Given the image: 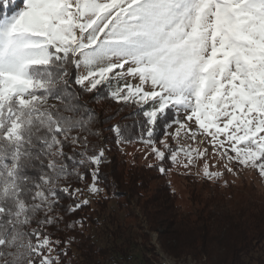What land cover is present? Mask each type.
Wrapping results in <instances>:
<instances>
[{
    "label": "snow or ice",
    "instance_id": "snow-or-ice-1",
    "mask_svg": "<svg viewBox=\"0 0 264 264\" xmlns=\"http://www.w3.org/2000/svg\"><path fill=\"white\" fill-rule=\"evenodd\" d=\"M20 4L0 0V264H63L68 241L50 231L63 220L54 214L61 193L82 194L69 182L88 169L87 191H102L106 149L83 135L94 113L81 111V91L106 88L99 98L138 106L140 139L160 161L202 159L214 181L237 167L264 178V0ZM169 111L164 138L154 139ZM112 131L127 139L119 123ZM182 133L196 147L181 144ZM209 148L221 171L209 170L218 166ZM88 203L73 199L67 211Z\"/></svg>",
    "mask_w": 264,
    "mask_h": 264
},
{
    "label": "trees",
    "instance_id": "trees-1",
    "mask_svg": "<svg viewBox=\"0 0 264 264\" xmlns=\"http://www.w3.org/2000/svg\"><path fill=\"white\" fill-rule=\"evenodd\" d=\"M18 2L15 0L16 4ZM107 91L101 88L95 95L86 91L79 94L84 106L81 111L94 113L88 124L89 131L83 135L88 136L90 145L103 146L106 152L99 165L97 182L102 191L88 197L87 185L92 182L91 169H88L84 180L73 178L69 182L73 189H81L82 194L77 193L73 198L61 193L60 207L54 214L62 216L63 220L58 230L50 231L55 233L53 239L68 241L60 245L66 250V255L62 253L63 264H105L103 258L110 256L111 247L121 257L119 264L122 259L129 258L132 247L140 245L144 248L142 264H160L156 246L150 242V232L156 233L162 252L174 258L190 254L200 260V264H264V192H251L235 207L224 210L216 207L220 205L216 194L202 195L186 184L191 205L181 209L176 192L167 180V175L175 168L170 159L151 162L127 159L120 143L141 140L142 112L134 104H117L99 98L105 97ZM168 114L173 117L172 111ZM117 123L127 137L119 138V143L112 131ZM165 123V118L158 121L154 139H161ZM156 143L159 145L158 139ZM150 164L154 166L149 167ZM161 166L167 170L163 174L159 171ZM59 186L63 187V182ZM73 199H88L89 203L68 212ZM135 208L139 213H135ZM119 211L124 212L122 221L117 214ZM100 223L112 239L111 247L100 248L84 229L86 225L95 228ZM129 228L138 231L126 234Z\"/></svg>",
    "mask_w": 264,
    "mask_h": 264
},
{
    "label": "rangeland",
    "instance_id": "rangeland-1",
    "mask_svg": "<svg viewBox=\"0 0 264 264\" xmlns=\"http://www.w3.org/2000/svg\"><path fill=\"white\" fill-rule=\"evenodd\" d=\"M17 5L22 7V4H20V0ZM172 113L174 115L173 111ZM164 118L166 123L164 124V131L161 139L164 138L165 126L171 124V121L173 119V117L170 118L168 113L165 117H161L160 119L163 120ZM167 130L174 132L175 127H170ZM169 142L173 144V146H175V141L170 140ZM179 142L181 144H192V147H196V144L192 143L191 140L184 137L183 133L181 134ZM120 146L124 150L127 159L130 161L133 160L137 162H151L152 160L157 159L156 156L151 152L150 145L143 143L141 140L128 143L121 142ZM207 159L210 165H218L216 167H210V171H221L223 169V162L218 161L217 159H214L212 157L211 148H209V154ZM186 162V158L182 154L179 155L178 161L177 163H175L174 170L167 175V180L170 181L172 189L176 192L178 202L182 205L181 209L187 208L191 205L187 198L186 184L192 186L202 195L209 196L211 194H216L217 199L220 200L218 201V204L220 205L216 204V207H219L224 210H228L235 207V205L239 203L241 199L249 197L251 195V192H264V178H261L258 174V171L252 168H245L241 170L239 167H237L236 171L239 173V175L235 176L232 173L224 171L223 177L220 180L214 181L203 176L202 166L204 161L202 159L195 161L192 165H189L188 167H183L182 163ZM190 179L192 181H190ZM225 180L228 181L227 186H225L224 184ZM87 195L89 198L96 196L89 193L88 191ZM111 207L113 208L114 206L112 205ZM123 213V211L117 212L118 217L121 221L124 217ZM135 213H139L137 208H135ZM84 229L86 230V232H89L92 235L93 239L97 242V245L100 248L104 246H112V239L110 235L107 234L102 228V223H100V225L96 226L95 228L86 225L84 226ZM137 231V228L133 230L129 228L126 230V234H135ZM150 236V242L156 246V253H163L157 243L156 233L150 232ZM108 237L109 239H107ZM116 242H118V240ZM112 249L113 247L110 248V256L107 258H103L105 264H118V261L121 260L120 255H117L116 252ZM143 251L144 248L141 245L132 247L131 255L129 256V258L122 259L119 264H142Z\"/></svg>",
    "mask_w": 264,
    "mask_h": 264
},
{
    "label": "built area",
    "instance_id": "built-area-1",
    "mask_svg": "<svg viewBox=\"0 0 264 264\" xmlns=\"http://www.w3.org/2000/svg\"><path fill=\"white\" fill-rule=\"evenodd\" d=\"M160 264H200L201 261L192 257L190 254L174 258L163 253H159Z\"/></svg>",
    "mask_w": 264,
    "mask_h": 264
}]
</instances>
